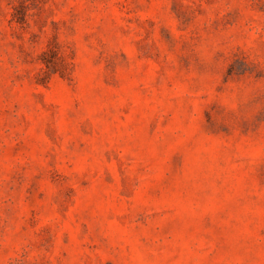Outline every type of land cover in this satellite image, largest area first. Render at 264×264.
<instances>
[{
    "label": "rangeland",
    "instance_id": "rangeland-1",
    "mask_svg": "<svg viewBox=\"0 0 264 264\" xmlns=\"http://www.w3.org/2000/svg\"><path fill=\"white\" fill-rule=\"evenodd\" d=\"M0 264H264V0H0Z\"/></svg>",
    "mask_w": 264,
    "mask_h": 264
}]
</instances>
